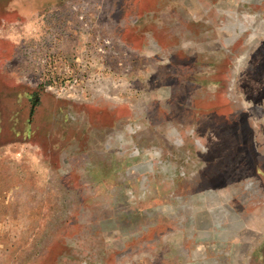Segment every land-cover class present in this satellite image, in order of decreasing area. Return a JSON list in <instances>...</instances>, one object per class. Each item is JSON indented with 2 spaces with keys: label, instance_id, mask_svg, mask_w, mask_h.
<instances>
[{
  "label": "rangeland",
  "instance_id": "rangeland-1",
  "mask_svg": "<svg viewBox=\"0 0 264 264\" xmlns=\"http://www.w3.org/2000/svg\"><path fill=\"white\" fill-rule=\"evenodd\" d=\"M0 169V264H264V0H0Z\"/></svg>",
  "mask_w": 264,
  "mask_h": 264
},
{
  "label": "crops",
  "instance_id": "crops-1",
  "mask_svg": "<svg viewBox=\"0 0 264 264\" xmlns=\"http://www.w3.org/2000/svg\"><path fill=\"white\" fill-rule=\"evenodd\" d=\"M5 147H9L8 145H5ZM12 147V146H10ZM14 147V146H13ZM12 149H10V153L11 155H8V158L9 156L13 159V160H16L15 158V154H12V152L14 151H25L24 147L22 145H18V149H16L17 147H14ZM20 169H18L17 166H15V164L13 165L12 168H9L7 169V172H6V175L7 177L11 176L12 177V185L15 184V177L16 176H20V179H18V182L17 183H20L21 185H25L26 184V179L25 177H27L28 175L32 176V169L31 167L27 170L24 169V166L23 164L20 165L19 167ZM26 171H27V174H26ZM35 173H38L37 170H35ZM2 174V170L0 169V175ZM52 174V177L54 178V187L51 188L53 191H51L50 189H46V185L44 183H46V181L44 182L45 178H41L39 179L38 181V190H39V196H41V194L43 195L44 194V198H54V199H57L59 198L60 200H62L63 198V191L61 190L60 187L57 188V183H61V179H62V169H60L59 171H57L56 169L51 172ZM37 176V175H36ZM46 176V174H45ZM44 177V176H43ZM39 178V177H38ZM10 182V179H8V183ZM31 183V182H30ZM13 190H14V186H13ZM42 191V192H40ZM50 191V192H49ZM29 192V191H28ZM54 194V195H53ZM25 197V196H24ZM203 211L204 212H212L215 210L214 208H207V206L203 207ZM206 210V211H205ZM202 211V210H201ZM26 211H23V220H22V231L24 232V238H23V245L24 246H28L30 247L31 246V239H30V234L32 232H36V231H41V230H45L46 228H44V226H46L47 224V219L46 217L44 218L41 214H34L32 215L31 214V211L30 213H25ZM209 214V213H207ZM54 224H55V230H58L59 232V235H62V232H63V216H62V213H54ZM73 224V223H71ZM6 225H7V232H8V241H12V248L14 249V246H15V227L17 225L16 223V219H15V214L13 213V211L11 213H7V220H6ZM34 225H36V228H34ZM74 225H70V227H73ZM207 228L202 230L201 232H208L206 233L204 236H202V240L200 241L199 243V247L200 248H207L208 247V243H209V247L210 246H214L216 248H222L223 246V241L226 240V238L224 237L222 231L220 229H216L218 228L217 226H213V225H206L205 226ZM35 229V230H34ZM34 230V231H33ZM126 231H128V229L126 228L125 229ZM137 230L135 229H131L130 231L128 232H136ZM211 231H213L211 233ZM231 242H236V241H231ZM200 255L203 257V258H207L209 253H200ZM11 264H14L15 263V260H14V256L12 254L11 256ZM241 263V261H239ZM219 263V262H218ZM219 264H222L219 263Z\"/></svg>",
  "mask_w": 264,
  "mask_h": 264
}]
</instances>
